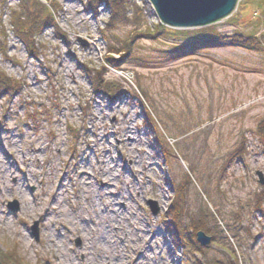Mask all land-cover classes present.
<instances>
[{"label": "rangeland", "instance_id": "1", "mask_svg": "<svg viewBox=\"0 0 264 264\" xmlns=\"http://www.w3.org/2000/svg\"><path fill=\"white\" fill-rule=\"evenodd\" d=\"M115 1L0 0V262L264 264V0L215 43Z\"/></svg>", "mask_w": 264, "mask_h": 264}, {"label": "water", "instance_id": "2", "mask_svg": "<svg viewBox=\"0 0 264 264\" xmlns=\"http://www.w3.org/2000/svg\"><path fill=\"white\" fill-rule=\"evenodd\" d=\"M158 17L165 25L176 29H201L220 22L235 12L239 0H150ZM264 184L262 173H258ZM153 214H158L156 203H150ZM37 232V227L33 228ZM197 241L208 246L212 239L204 232H198ZM0 264H2L0 262Z\"/></svg>", "mask_w": 264, "mask_h": 264}, {"label": "trees", "instance_id": "3", "mask_svg": "<svg viewBox=\"0 0 264 264\" xmlns=\"http://www.w3.org/2000/svg\"><path fill=\"white\" fill-rule=\"evenodd\" d=\"M115 4L116 3H119V2H117V0L114 2ZM114 4V5H115ZM27 5V1H26V3H25V5L24 6H26ZM263 15H264V13H262ZM27 16H28V19L30 20V22H28V24H30V25H32L33 27L34 26H37L39 23H40V21L42 20V16H40V15H37V14H35V13H33V11H28L27 12ZM18 24H17V28H19L20 29V32L21 33H23L25 36L26 35H28L29 34V32L27 31L28 30V28H29V26H28V28H26V23H25V26H22L19 22H20V19H18L17 17H16V20H15ZM49 21V20H48ZM48 21H46L47 23H49ZM262 24V26L264 27V22H262L261 23ZM213 25V24H212ZM212 25H209V26H207V27H204V28H201V33H202V36H203V38L205 37H207V38H209L210 39V41L211 42H213V43H215V41H219L220 40V38H221V36L220 37H218L217 35H215L217 32H216V30L214 29V27L212 26ZM159 31H158V33L160 34V33H164L165 35H175V36H183V35H185V36H189V39L191 40V42L193 43V42H195V40L197 39V35H198V32H196V31H174V30H170V29H167V28H165L164 27V25H158L157 27H156ZM156 29V30H157ZM147 30H148V32H155L154 30H152L151 28H147ZM210 33V34H209ZM240 37H243L242 35H239ZM234 39V38H233ZM222 41V40H221ZM232 42H235V43H239V44H244L241 40H239L238 39V41L236 42L235 40H232L231 41V43ZM244 45H246V44H244ZM254 49H258V45H256V46H252ZM33 50V49H32ZM112 57L113 56H111L110 58H108L105 62H106V64H108V65H114L113 64V62L111 61V59H112ZM113 60H115L114 58H113ZM116 61V60H115ZM17 83L16 82H14L12 79H9L5 74H0V86H5L7 89H8V91H14L16 88H17V85H16ZM12 258H13V256H12ZM13 260H16V259H12V261ZM3 262V261H2ZM4 263V262H3ZM13 264H20V262H17V261H13Z\"/></svg>", "mask_w": 264, "mask_h": 264}, {"label": "bare ground", "instance_id": "4", "mask_svg": "<svg viewBox=\"0 0 264 264\" xmlns=\"http://www.w3.org/2000/svg\"><path fill=\"white\" fill-rule=\"evenodd\" d=\"M240 1L241 0H239V2H238V6L240 5ZM149 2L151 3V1L149 0ZM152 4V3H151ZM153 6V5H152ZM154 8V7H153ZM154 10H155V8H154ZM155 12H156V10H155ZM235 13V12H234ZM234 13L233 14H231V16L232 15H234ZM156 15H157V17H158V14H157V12H156ZM231 16H229V17H231ZM228 17V18H229ZM158 19H159V24L160 25H164V27L165 28H167V29H170V30H174V31H186V30H183V29H176V28H173V27H170V26H168V25H165L164 23H162L161 22V20H160V18L158 17ZM227 19V18H226ZM225 20V19H224ZM223 21V20H222ZM221 22V21H220ZM217 23H219V22H217ZM217 23H215V24H217ZM158 24V25H159ZM215 24H213V25H215ZM187 30H194V29H187ZM161 34V36H165V37H168L167 35H165L164 33H160ZM29 35V34H28ZM28 35H26V36H24V40H25V43L27 44V47L29 48V49H31V51L29 50V52H30V55L32 56V57H34L35 56V53H33L34 51H35V47L34 46H32L31 44H30V42H29V39H28ZM32 49H34V50H32ZM126 136V135H125ZM128 136V135H127ZM131 140V138L129 139V141ZM24 198V197H23Z\"/></svg>", "mask_w": 264, "mask_h": 264}]
</instances>
